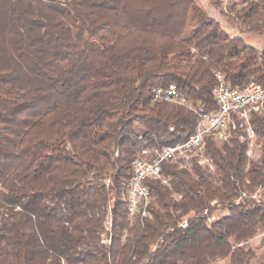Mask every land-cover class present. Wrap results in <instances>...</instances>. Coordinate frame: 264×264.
<instances>
[{"label": "trees", "instance_id": "16d2710c", "mask_svg": "<svg viewBox=\"0 0 264 264\" xmlns=\"http://www.w3.org/2000/svg\"><path fill=\"white\" fill-rule=\"evenodd\" d=\"M195 2L0 0V264H251L264 114L248 120L255 158L243 129L208 137L211 167L164 163L146 181V215L126 209L132 161L184 142L215 110L213 72L232 89L264 84V50ZM229 12L264 33V0H232ZM169 85L185 104L152 99Z\"/></svg>", "mask_w": 264, "mask_h": 264}, {"label": "built area", "instance_id": "2783aa9c", "mask_svg": "<svg viewBox=\"0 0 264 264\" xmlns=\"http://www.w3.org/2000/svg\"><path fill=\"white\" fill-rule=\"evenodd\" d=\"M213 75L215 84L211 96L215 101V110L198 115L194 132L184 142L144 150L141 157L132 161L126 186L129 217L146 215L150 199L146 181L159 179L164 163L173 162L187 152L202 151L208 137L226 140L236 128L243 129L248 137L253 136L248 120L252 113L264 114V84L251 81L242 88L232 89L225 84L219 72H213ZM151 94L153 100L185 104L173 85L153 88ZM102 242L108 244L109 239L103 237Z\"/></svg>", "mask_w": 264, "mask_h": 264}, {"label": "rangeland", "instance_id": "374dc122", "mask_svg": "<svg viewBox=\"0 0 264 264\" xmlns=\"http://www.w3.org/2000/svg\"><path fill=\"white\" fill-rule=\"evenodd\" d=\"M213 1L215 0H196V6L201 9L208 19H212L217 21L222 29L230 36V37H238L242 39V41L252 46L258 51L264 50V33L262 32H250L242 30L241 27L237 24V21L233 18V16L229 12V5L232 0H217L220 2L219 6H216ZM223 13H220V11ZM231 134V133H230ZM248 140V150L247 155L250 158H255L257 155L258 146L254 143V136L245 137ZM216 143H220L223 139L212 138ZM197 157L198 161L201 162L202 165L210 166L209 161H207L203 155L202 151H192L187 152L181 157L177 158L174 162H183L182 164L188 162L189 159ZM186 165V164H184ZM211 167V166H210ZM209 167V168H210ZM224 212L220 209L214 210L212 212V216L216 217ZM264 233L257 234L254 238L248 241V246L255 250V257L251 261V264H260L264 262ZM211 264H227L225 259L216 260Z\"/></svg>", "mask_w": 264, "mask_h": 264}]
</instances>
